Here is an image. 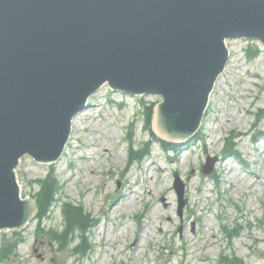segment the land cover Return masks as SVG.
Here are the masks:
<instances>
[{
	"label": "rangeland",
	"instance_id": "1",
	"mask_svg": "<svg viewBox=\"0 0 264 264\" xmlns=\"http://www.w3.org/2000/svg\"><path fill=\"white\" fill-rule=\"evenodd\" d=\"M227 43L231 58L202 127L176 150L157 141L145 144L152 135L142 111L145 103L157 106L161 95H129L106 84L74 119L58 161L22 157L17 178L23 194L36 193L33 181L54 170L62 186L59 197L82 204L98 219L89 235L93 248L84 257L74 249L80 238L63 249L50 239L52 229L65 226L58 204L44 220V234L37 237L32 219L23 228L25 242L0 264H225L222 257L231 254L246 264H264V44L244 37ZM250 44L259 45V56H247ZM229 136L243 161L223 154ZM146 146L150 155L131 164L130 147ZM208 155L220 157L214 176L202 172ZM175 172L186 181L182 216ZM237 225L239 234L230 240L226 230ZM13 231L0 230V249L16 237Z\"/></svg>",
	"mask_w": 264,
	"mask_h": 264
},
{
	"label": "water",
	"instance_id": "2",
	"mask_svg": "<svg viewBox=\"0 0 264 264\" xmlns=\"http://www.w3.org/2000/svg\"><path fill=\"white\" fill-rule=\"evenodd\" d=\"M242 36L264 42V0H0V230L36 211L20 159L57 160L93 92L161 94L155 131L187 139L230 60L225 40ZM175 187L182 206L177 174Z\"/></svg>",
	"mask_w": 264,
	"mask_h": 264
},
{
	"label": "trees",
	"instance_id": "3",
	"mask_svg": "<svg viewBox=\"0 0 264 264\" xmlns=\"http://www.w3.org/2000/svg\"><path fill=\"white\" fill-rule=\"evenodd\" d=\"M249 57H256L259 54V48H250ZM154 114V105H146L144 109L145 115V126L150 129L154 139L159 141L164 148L169 146H176V144L169 143L165 140L160 139L152 129V116ZM152 142V141H151ZM150 145V143H148ZM149 153V147L137 153L136 155L131 154V159H142L145 155ZM238 150L236 146L232 143L227 149H225V154L229 156L237 155ZM40 189L38 190L37 204H38V213L37 218V236L44 234V230L41 228V223L44 218L48 217L51 213V208L53 205L57 204L59 199L57 194L59 193L61 186L57 177L50 172L49 175L39 180ZM62 214L65 220V226L62 230L52 229L50 239L54 241L58 246L63 249L66 248L71 242L75 240L76 237L80 238V242L74 247L75 252L86 255L91 249L89 243L88 232L91 230L94 220L91 218V215L85 211L84 207L81 205H76L71 201H63L61 204ZM238 232V231H236ZM79 233V235H77ZM23 239L16 240L15 242H9L4 245L2 249L1 258H9L11 255H14L17 252L18 244ZM228 264H246L244 259L233 255L230 257H225Z\"/></svg>",
	"mask_w": 264,
	"mask_h": 264
},
{
	"label": "bare ground",
	"instance_id": "4",
	"mask_svg": "<svg viewBox=\"0 0 264 264\" xmlns=\"http://www.w3.org/2000/svg\"><path fill=\"white\" fill-rule=\"evenodd\" d=\"M230 49V48H229ZM231 50V49H230ZM261 137V134L259 135Z\"/></svg>",
	"mask_w": 264,
	"mask_h": 264
}]
</instances>
